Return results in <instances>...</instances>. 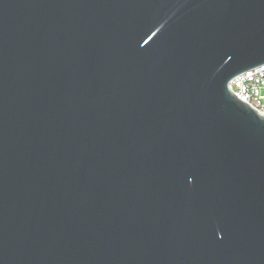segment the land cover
Segmentation results:
<instances>
[{"label": "water", "instance_id": "obj_1", "mask_svg": "<svg viewBox=\"0 0 264 264\" xmlns=\"http://www.w3.org/2000/svg\"><path fill=\"white\" fill-rule=\"evenodd\" d=\"M264 0H0V264H264Z\"/></svg>", "mask_w": 264, "mask_h": 264}, {"label": "built area", "instance_id": "obj_2", "mask_svg": "<svg viewBox=\"0 0 264 264\" xmlns=\"http://www.w3.org/2000/svg\"><path fill=\"white\" fill-rule=\"evenodd\" d=\"M231 91L264 117V66L235 78Z\"/></svg>", "mask_w": 264, "mask_h": 264}]
</instances>
